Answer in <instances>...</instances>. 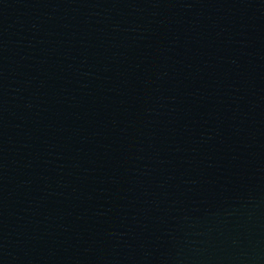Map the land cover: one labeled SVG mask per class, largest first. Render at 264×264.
<instances>
[{"label": "water", "instance_id": "obj_1", "mask_svg": "<svg viewBox=\"0 0 264 264\" xmlns=\"http://www.w3.org/2000/svg\"><path fill=\"white\" fill-rule=\"evenodd\" d=\"M0 264H264V0H0Z\"/></svg>", "mask_w": 264, "mask_h": 264}]
</instances>
